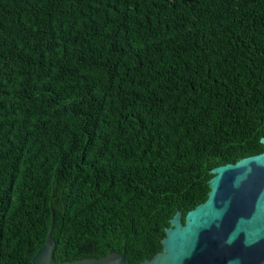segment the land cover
Returning a JSON list of instances; mask_svg holds the SVG:
<instances>
[{
    "label": "trees",
    "instance_id": "1",
    "mask_svg": "<svg viewBox=\"0 0 264 264\" xmlns=\"http://www.w3.org/2000/svg\"><path fill=\"white\" fill-rule=\"evenodd\" d=\"M263 137L264 0H0V264L150 260Z\"/></svg>",
    "mask_w": 264,
    "mask_h": 264
},
{
    "label": "water",
    "instance_id": "2",
    "mask_svg": "<svg viewBox=\"0 0 264 264\" xmlns=\"http://www.w3.org/2000/svg\"><path fill=\"white\" fill-rule=\"evenodd\" d=\"M264 147V137L260 139ZM206 200L164 229L161 251L135 264H264V150L209 171ZM52 222L31 264H130L123 253L54 261Z\"/></svg>",
    "mask_w": 264,
    "mask_h": 264
}]
</instances>
